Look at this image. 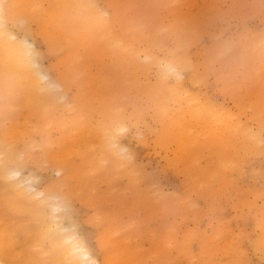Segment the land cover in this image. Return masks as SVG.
I'll return each mask as SVG.
<instances>
[{
  "label": "bare ground",
  "instance_id": "bare-ground-1",
  "mask_svg": "<svg viewBox=\"0 0 264 264\" xmlns=\"http://www.w3.org/2000/svg\"><path fill=\"white\" fill-rule=\"evenodd\" d=\"M0 264H264V0H0Z\"/></svg>",
  "mask_w": 264,
  "mask_h": 264
}]
</instances>
